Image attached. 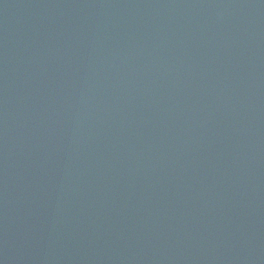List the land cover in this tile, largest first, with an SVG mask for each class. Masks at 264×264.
Listing matches in <instances>:
<instances>
[{
    "label": "water",
    "instance_id": "water-1",
    "mask_svg": "<svg viewBox=\"0 0 264 264\" xmlns=\"http://www.w3.org/2000/svg\"><path fill=\"white\" fill-rule=\"evenodd\" d=\"M0 264H264V0H0Z\"/></svg>",
    "mask_w": 264,
    "mask_h": 264
}]
</instances>
